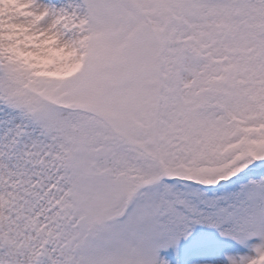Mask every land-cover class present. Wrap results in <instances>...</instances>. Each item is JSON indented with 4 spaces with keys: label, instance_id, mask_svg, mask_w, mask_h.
I'll list each match as a JSON object with an SVG mask.
<instances>
[{
    "label": "snow or ice",
    "instance_id": "1",
    "mask_svg": "<svg viewBox=\"0 0 264 264\" xmlns=\"http://www.w3.org/2000/svg\"><path fill=\"white\" fill-rule=\"evenodd\" d=\"M0 264H264V0H0Z\"/></svg>",
    "mask_w": 264,
    "mask_h": 264
}]
</instances>
